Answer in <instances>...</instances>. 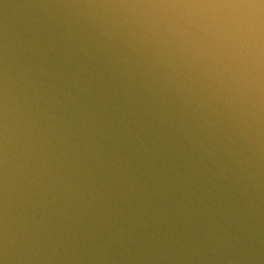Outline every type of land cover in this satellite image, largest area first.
<instances>
[{"label": "water", "instance_id": "water-1", "mask_svg": "<svg viewBox=\"0 0 264 264\" xmlns=\"http://www.w3.org/2000/svg\"><path fill=\"white\" fill-rule=\"evenodd\" d=\"M0 264H264V0H0Z\"/></svg>", "mask_w": 264, "mask_h": 264}]
</instances>
